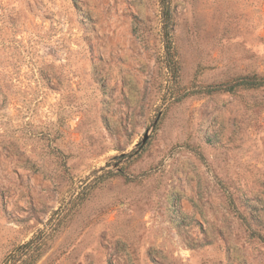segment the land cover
Returning <instances> with one entry per match:
<instances>
[{
  "label": "rangeland",
  "instance_id": "obj_1",
  "mask_svg": "<svg viewBox=\"0 0 264 264\" xmlns=\"http://www.w3.org/2000/svg\"><path fill=\"white\" fill-rule=\"evenodd\" d=\"M250 77L264 0H0V264L29 241L32 264H110L103 238L134 264H264ZM189 185L233 243L210 204L171 220Z\"/></svg>",
  "mask_w": 264,
  "mask_h": 264
},
{
  "label": "crops",
  "instance_id": "obj_2",
  "mask_svg": "<svg viewBox=\"0 0 264 264\" xmlns=\"http://www.w3.org/2000/svg\"><path fill=\"white\" fill-rule=\"evenodd\" d=\"M174 198H176L178 202L181 204L184 219L185 217H190V218L200 217V210H206V213L211 215L210 209L208 208L206 209L207 205L210 204V208H212L211 211H213L214 214L219 218L220 225L222 227V237L227 241V243H233L232 236L230 233L231 229H229V224L227 222V217H226L229 216V213L226 212V210L224 209H222L223 211L221 213V210L219 211V209H217V206L220 207L221 205L220 201L216 199H209L208 201L209 203H206L205 199H203L201 196H200V200H198L199 197L196 194V187H192L191 185L184 186L183 188L180 189V191H177V193H173V195H171L169 198L170 201L168 202V206L171 204ZM202 205H204V208L200 207ZM170 218L171 220L177 222L176 219H174V217L171 215V212H170Z\"/></svg>",
  "mask_w": 264,
  "mask_h": 264
},
{
  "label": "built area",
  "instance_id": "obj_3",
  "mask_svg": "<svg viewBox=\"0 0 264 264\" xmlns=\"http://www.w3.org/2000/svg\"><path fill=\"white\" fill-rule=\"evenodd\" d=\"M262 195L264 197V189ZM244 197L247 198L248 195L245 194ZM169 210L171 212V215L174 217V219H176L177 222L184 220L181 204L176 198H174L169 205ZM102 242L110 258V264H134L132 255L127 245L121 244L120 246H118L107 238H103Z\"/></svg>",
  "mask_w": 264,
  "mask_h": 264
},
{
  "label": "trees",
  "instance_id": "obj_4",
  "mask_svg": "<svg viewBox=\"0 0 264 264\" xmlns=\"http://www.w3.org/2000/svg\"><path fill=\"white\" fill-rule=\"evenodd\" d=\"M263 82H264V80H262V79L250 77V78H242V79L238 80L237 82H235L234 85H240V86L249 88V87L260 86L263 84ZM219 87L221 88L222 86L219 85ZM226 87H228V86H226ZM231 88H232V86H229L227 89H231ZM30 245H31V242L29 241L22 246L25 249L26 257L21 260L20 264H32V260L34 259V257L29 252Z\"/></svg>",
  "mask_w": 264,
  "mask_h": 264
},
{
  "label": "water",
  "instance_id": "obj_5",
  "mask_svg": "<svg viewBox=\"0 0 264 264\" xmlns=\"http://www.w3.org/2000/svg\"><path fill=\"white\" fill-rule=\"evenodd\" d=\"M147 137H148V134H145V135L143 136V138H142V142H145V140L147 139Z\"/></svg>",
  "mask_w": 264,
  "mask_h": 264
}]
</instances>
